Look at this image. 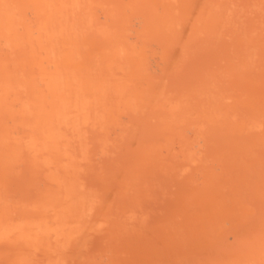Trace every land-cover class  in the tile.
I'll return each instance as SVG.
<instances>
[{"label": "bare ground", "instance_id": "6f19581e", "mask_svg": "<svg viewBox=\"0 0 264 264\" xmlns=\"http://www.w3.org/2000/svg\"><path fill=\"white\" fill-rule=\"evenodd\" d=\"M0 264H264V0H0Z\"/></svg>", "mask_w": 264, "mask_h": 264}]
</instances>
